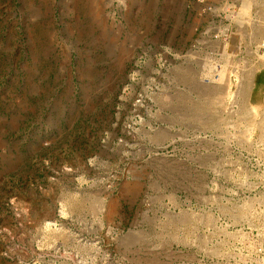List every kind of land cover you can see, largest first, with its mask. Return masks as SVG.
I'll use <instances>...</instances> for the list:
<instances>
[{
  "label": "rangeland",
  "instance_id": "rangeland-1",
  "mask_svg": "<svg viewBox=\"0 0 264 264\" xmlns=\"http://www.w3.org/2000/svg\"><path fill=\"white\" fill-rule=\"evenodd\" d=\"M263 52L264 0H0V264H264Z\"/></svg>",
  "mask_w": 264,
  "mask_h": 264
},
{
  "label": "built area",
  "instance_id": "built-area-1",
  "mask_svg": "<svg viewBox=\"0 0 264 264\" xmlns=\"http://www.w3.org/2000/svg\"><path fill=\"white\" fill-rule=\"evenodd\" d=\"M214 37L220 40L221 47L215 52L208 53L202 60L199 78L204 84H217L224 79V68L222 66L221 57L228 49V40L231 37V33L228 32V29H223L219 30ZM262 55H264V52Z\"/></svg>",
  "mask_w": 264,
  "mask_h": 264
}]
</instances>
